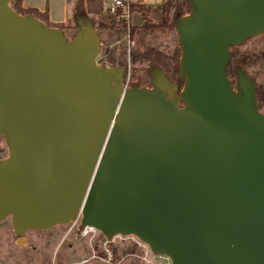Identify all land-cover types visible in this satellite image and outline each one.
Returning a JSON list of instances; mask_svg holds the SVG:
<instances>
[{"label":"water","instance_id":"obj_1","mask_svg":"<svg viewBox=\"0 0 264 264\" xmlns=\"http://www.w3.org/2000/svg\"><path fill=\"white\" fill-rule=\"evenodd\" d=\"M0 0V224L134 237L170 264H264V112L230 48L264 34V0H187L176 82L123 90L85 14L69 41Z\"/></svg>","mask_w":264,"mask_h":264},{"label":"rangeland","instance_id":"obj_2","mask_svg":"<svg viewBox=\"0 0 264 264\" xmlns=\"http://www.w3.org/2000/svg\"><path fill=\"white\" fill-rule=\"evenodd\" d=\"M75 1L26 0V4L37 9L48 6L54 17H63L66 20L63 24H57L56 26L48 24L52 27H61L64 36L69 41L75 32L73 30L75 23L72 18V8ZM147 1L160 3L155 8H150L153 11L165 0L162 2L161 0ZM65 3L69 6L66 7ZM99 13L94 16L90 15V17L93 18L95 30L100 37V52L96 62L101 65L102 61L107 60L103 56L105 50L114 51L115 55L119 54L120 51L125 52V42L123 41V35H113L107 30L96 29L98 22L103 21L98 17ZM41 15H46L47 19V10ZM143 15L144 22H142V19H138L137 16L132 21L136 25L132 30L140 29L146 21H154L158 18V14L143 13ZM154 41L163 50H169L170 47L177 45L176 34L174 38L172 35L158 34ZM235 52L246 55H256L264 52V34L258 38L247 40L243 45L236 47ZM104 66L109 67L107 64ZM132 72L133 67L130 64L131 79L129 87L135 81L132 78ZM246 72L248 75L256 77V82L260 83L262 76L259 63L246 68ZM260 111L264 112V107H261ZM0 151V159L5 158L7 149L2 138H0ZM79 229V219H75L68 226L54 227L48 231L29 232L26 234L24 244H17L14 242L15 236L10 218H8L0 224V264H170L166 257L154 256L146 245L134 237L117 236L111 240H106L98 231L82 237ZM32 247H35V249L33 250Z\"/></svg>","mask_w":264,"mask_h":264},{"label":"trees","instance_id":"obj_3","mask_svg":"<svg viewBox=\"0 0 264 264\" xmlns=\"http://www.w3.org/2000/svg\"><path fill=\"white\" fill-rule=\"evenodd\" d=\"M102 0H76L72 8V18L75 23V18L80 14L87 15L95 26V22L90 15H97L101 9ZM22 0H13L9 5L13 11L20 16L33 15L36 19L42 21L50 28H57L62 30L61 27H52L48 24L46 15H40L36 11L29 9H22ZM189 12L187 0H165L155 10L145 9L144 14L153 13L158 14V18L154 21H146L140 29L133 30L131 37L134 40V48L130 51V64L133 67L132 78L135 82H139V86L149 85V73L153 68H159L170 80L176 78V71L179 65L180 51L177 45L170 47L169 50H163L160 45L156 44L155 38L158 34H167L175 36L174 21L186 15ZM76 26H73V30ZM97 30H107L113 35H119V31L114 28L112 23L99 21L96 26ZM236 47L230 48V61L227 66L226 74L229 80L235 83V68L241 67L244 71L249 66H261L262 79L260 83L256 82V77L250 76L256 83V100L259 106L264 107V52L256 55L239 54L235 52ZM115 55L114 51H104L103 56L107 60L102 61L101 65H109V67L123 66L125 63V52L120 51Z\"/></svg>","mask_w":264,"mask_h":264},{"label":"built area","instance_id":"obj_4","mask_svg":"<svg viewBox=\"0 0 264 264\" xmlns=\"http://www.w3.org/2000/svg\"><path fill=\"white\" fill-rule=\"evenodd\" d=\"M163 0H161L162 2ZM158 2H148L147 0H102L99 16L103 21L112 23L114 28L123 35L125 57H126V71L123 80V90L129 88L130 77V51L134 48V40L131 37L132 29L136 27L134 22L135 17L143 18V10L155 8ZM80 235L86 237L90 233L95 232L93 228H80Z\"/></svg>","mask_w":264,"mask_h":264},{"label":"crops","instance_id":"obj_5","mask_svg":"<svg viewBox=\"0 0 264 264\" xmlns=\"http://www.w3.org/2000/svg\"><path fill=\"white\" fill-rule=\"evenodd\" d=\"M65 5H66V7L69 6V5L66 4V3H65ZM21 7H22V9H29V10L36 11V12H37L38 14H40V15H41V14H44V13H45V10H47V12H48V15H47V21H48L49 24L54 25V26H56L57 24H58V25L63 24V23H65V21H66L63 17H62V18H60L59 16L54 17V15L51 14V12H50L48 6L44 7L43 9H42V8L37 9V8H35V7H29V6H27V4H26V0H22ZM47 8H48V9H47Z\"/></svg>","mask_w":264,"mask_h":264},{"label":"flooded vegetation","instance_id":"obj_6","mask_svg":"<svg viewBox=\"0 0 264 264\" xmlns=\"http://www.w3.org/2000/svg\"><path fill=\"white\" fill-rule=\"evenodd\" d=\"M175 32V31H174ZM170 81H172V82H176V79H174V80H171L170 79ZM133 84V83H132ZM139 87H142V88H150V85H148V86H139ZM3 139V138H2ZM7 149V148H6ZM1 152V151H0ZM7 155H8V151H7ZM7 157V156H6ZM5 157V158H6ZM5 158H1L0 160H2V159H5ZM8 219V218H7ZM10 222H11V219H10ZM13 230V229H12ZM29 232H33V231H26L23 235H22V237H21V239L25 242L26 241V234L27 233H29ZM14 233V232H13ZM15 236V235H14ZM17 237L15 236V239H14V242L15 243H17ZM24 242H23V244H24ZM32 249L34 250L35 249V247H32Z\"/></svg>","mask_w":264,"mask_h":264}]
</instances>
